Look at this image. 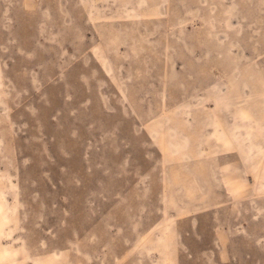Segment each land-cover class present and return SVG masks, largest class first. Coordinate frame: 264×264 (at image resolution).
I'll return each instance as SVG.
<instances>
[{
	"label": "rangeland",
	"instance_id": "374dc122",
	"mask_svg": "<svg viewBox=\"0 0 264 264\" xmlns=\"http://www.w3.org/2000/svg\"><path fill=\"white\" fill-rule=\"evenodd\" d=\"M0 264H264V0H0Z\"/></svg>",
	"mask_w": 264,
	"mask_h": 264
}]
</instances>
